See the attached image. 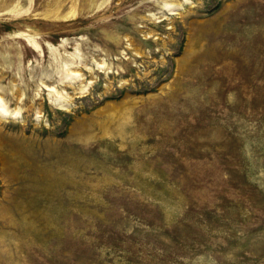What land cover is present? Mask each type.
Segmentation results:
<instances>
[{"label":"rangeland","instance_id":"1","mask_svg":"<svg viewBox=\"0 0 264 264\" xmlns=\"http://www.w3.org/2000/svg\"><path fill=\"white\" fill-rule=\"evenodd\" d=\"M0 95V264H264V0H0Z\"/></svg>","mask_w":264,"mask_h":264},{"label":"bare ground","instance_id":"2","mask_svg":"<svg viewBox=\"0 0 264 264\" xmlns=\"http://www.w3.org/2000/svg\"><path fill=\"white\" fill-rule=\"evenodd\" d=\"M27 40L29 41L28 43L32 46L33 49H35V50H42L41 44L36 40V38L34 36L27 35ZM53 89L56 90V87L55 86H52L51 87V90H53ZM56 91H57L58 95H60L59 94V90H56ZM60 96L62 97V95H60ZM3 105H5L4 99L0 95V115H2V116L9 114L7 112L5 106H3Z\"/></svg>","mask_w":264,"mask_h":264}]
</instances>
